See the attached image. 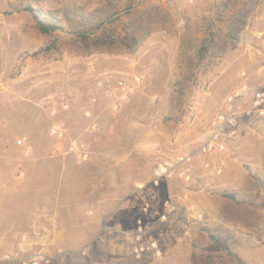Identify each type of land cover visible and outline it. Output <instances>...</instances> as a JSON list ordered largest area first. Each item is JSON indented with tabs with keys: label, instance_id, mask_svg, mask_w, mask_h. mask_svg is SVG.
I'll list each match as a JSON object with an SVG mask.
<instances>
[{
	"label": "rangeland",
	"instance_id": "1",
	"mask_svg": "<svg viewBox=\"0 0 264 264\" xmlns=\"http://www.w3.org/2000/svg\"><path fill=\"white\" fill-rule=\"evenodd\" d=\"M128 1L0 0V192H38L44 225L14 230L0 264L37 254L39 264H192L217 231L237 238L239 259L225 253L226 264H264V115L254 106V92H264V0L241 42L184 96L176 91L183 59L195 55L210 21L227 31L231 10L223 13L221 0H143L139 8L159 5L172 22L133 53L84 55L69 43L60 55L40 53L70 30L42 33L28 6L57 17L116 12L127 21ZM245 85L253 92L238 124L222 126L226 149L201 152ZM60 122L64 136L51 135ZM74 143L86 144V160ZM186 154L190 164L153 183L161 161ZM225 192L249 204L235 207ZM153 242L160 256H136Z\"/></svg>",
	"mask_w": 264,
	"mask_h": 264
},
{
	"label": "trees",
	"instance_id": "2",
	"mask_svg": "<svg viewBox=\"0 0 264 264\" xmlns=\"http://www.w3.org/2000/svg\"><path fill=\"white\" fill-rule=\"evenodd\" d=\"M143 0H129L126 11L131 16L127 21L113 14L106 16L89 15L78 12H62V17L42 15L31 6L28 10L36 19L37 28L46 35L64 31L67 25L70 32L67 41L55 40L41 49L40 53L53 56L63 53L66 43L80 54H128L135 52L153 33L165 30L172 22L171 15L159 5L139 8ZM263 0H221L222 12L231 10L227 31L216 29V24L210 21L206 37L202 40L194 56H185V66L182 77L176 82V91L184 96L192 92L199 74H206L217 60L234 46L241 42L243 31L249 26L251 18L258 11ZM221 12V13H222ZM259 180V178H258ZM235 207H246L248 201L240 199L236 193L222 194ZM237 238L231 233L213 232L201 252L192 254V264H226L224 256L227 253L233 262L238 256L233 247Z\"/></svg>",
	"mask_w": 264,
	"mask_h": 264
},
{
	"label": "built area",
	"instance_id": "3",
	"mask_svg": "<svg viewBox=\"0 0 264 264\" xmlns=\"http://www.w3.org/2000/svg\"><path fill=\"white\" fill-rule=\"evenodd\" d=\"M253 92V88L249 87L248 85H245L238 89L234 94H232L228 98L227 102V108L226 111L220 114L217 117V123L215 124V129L210 137L209 140L205 141L200 146V151L203 153H212L216 151L217 149L224 151L226 149V146L221 141L222 135H223V125L227 124L230 126H236L238 124V116L240 109L239 106L242 103L243 100L247 98L249 94ZM254 106L258 109L259 113L261 115H264V92H254ZM65 133V123L60 122L58 125H56L51 131L50 134L57 137H63ZM25 141L24 139L19 140V143H23ZM71 151H77L78 157H83L84 160H86L89 156L87 146L86 144L82 143L79 145L73 144ZM192 155L186 154V155H180L174 159H165L161 161L155 172V177L153 179V183L155 185H159L163 180L173 177L176 172L178 171V168L190 164L192 162ZM181 176H185L187 180L191 179V176L186 173H180ZM167 207L170 208V204L167 203ZM194 209V207H192ZM166 219V217H164ZM148 249H151L155 255L160 256L161 250L158 247L157 243H152L150 246H144L139 245L135 248V254L138 258H140ZM44 259V256L42 254H37L32 257V259H25L23 261V264H39L40 261Z\"/></svg>",
	"mask_w": 264,
	"mask_h": 264
},
{
	"label": "crops",
	"instance_id": "4",
	"mask_svg": "<svg viewBox=\"0 0 264 264\" xmlns=\"http://www.w3.org/2000/svg\"><path fill=\"white\" fill-rule=\"evenodd\" d=\"M43 193L47 196V192ZM37 195L38 192H0V247L16 244L9 240V237L13 238L14 230H20V233L26 235V232L30 234L32 230L44 226L40 222L42 219H39ZM48 221L46 218V225ZM19 245L24 248L28 244L20 242Z\"/></svg>",
	"mask_w": 264,
	"mask_h": 264
}]
</instances>
